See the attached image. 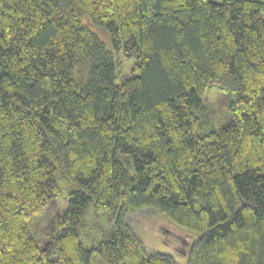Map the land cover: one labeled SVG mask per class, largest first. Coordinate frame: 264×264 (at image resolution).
I'll use <instances>...</instances> for the list:
<instances>
[{
	"label": "trees",
	"instance_id": "trees-1",
	"mask_svg": "<svg viewBox=\"0 0 264 264\" xmlns=\"http://www.w3.org/2000/svg\"><path fill=\"white\" fill-rule=\"evenodd\" d=\"M262 11L0 0V264H177L133 232L145 209L198 234L186 264H264Z\"/></svg>",
	"mask_w": 264,
	"mask_h": 264
},
{
	"label": "rangeland",
	"instance_id": "rangeland-1",
	"mask_svg": "<svg viewBox=\"0 0 264 264\" xmlns=\"http://www.w3.org/2000/svg\"><path fill=\"white\" fill-rule=\"evenodd\" d=\"M261 15L264 18V11ZM1 30L0 25V32ZM109 48L114 56L117 79L122 76L139 74L138 68L134 66L133 57L126 58L121 49H115L110 43ZM217 92L219 94V91ZM262 170L264 171V168ZM127 220L148 254H166L172 257L177 264H186L190 247L198 237L197 233L186 230L174 224L165 215L149 209L138 210L127 216ZM109 224L105 216L93 219V221L86 218L80 233L84 227L95 228L101 239L108 235ZM40 227H44V222L40 223ZM89 244L91 243H86V245Z\"/></svg>",
	"mask_w": 264,
	"mask_h": 264
}]
</instances>
